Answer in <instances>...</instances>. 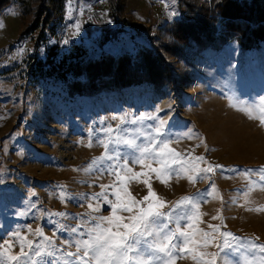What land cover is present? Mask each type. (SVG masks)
<instances>
[{
	"label": "rangeland",
	"instance_id": "obj_1",
	"mask_svg": "<svg viewBox=\"0 0 264 264\" xmlns=\"http://www.w3.org/2000/svg\"><path fill=\"white\" fill-rule=\"evenodd\" d=\"M80 1L85 0H66L56 20L55 36L36 50L32 35L20 38L29 18L20 14L16 4L0 15V264H15L4 250L19 255L23 244L28 252V241L55 252V257L32 256L35 264H50L53 259L55 264H74L65 253H75L73 241L86 235L78 237L71 229L83 225L79 232L86 234L90 216H112L110 205L118 202L117 192L119 202H127L129 194L136 201L143 200L148 195V186L143 183L146 179L166 202L163 212L185 196L206 200L199 205L201 217L194 228L211 232L208 225L219 226L212 243L199 249L215 253L216 264H264V252L252 247L264 245V211L257 210L264 208V126L259 122V106L264 101V43L249 51H242L234 42L219 51H204L194 60L190 82L181 90L163 88L159 92L144 85L90 99H68L62 81L42 83L29 77L28 64L33 56L44 58L51 45L58 46L60 55L70 52L73 45L86 49L90 58L102 53L133 55L139 46L148 45L149 39L146 33L137 36L112 19L109 7L105 25L117 30L116 37L100 48L95 40L101 26H87L77 11ZM177 2L127 0L125 14L133 22L150 26L153 36L157 29L181 17ZM162 10H171L172 15L158 22ZM170 66L177 75L176 61ZM148 116L166 122L164 131L172 141L169 147L181 154V163L187 162L185 171L162 182L156 173L130 162L133 172L146 175L117 181L104 171L109 162L99 160L105 154L98 143L105 139L101 129H115L125 119L129 123L121 125L119 135L137 137L136 130L142 133L157 123L137 120ZM133 120L137 122L131 123ZM142 142L143 137H138L137 143ZM110 152L129 156L132 149L113 143ZM145 163L161 167L155 161ZM197 165L223 167L209 173L210 179L191 182L188 177L197 175ZM100 185L109 186L108 204L93 199L102 191ZM206 191L210 193L207 197ZM89 203L94 207L99 204L101 212H92ZM116 214L131 215L123 211ZM223 232L232 233V237L222 236ZM176 264L195 261L189 254L177 259Z\"/></svg>",
	"mask_w": 264,
	"mask_h": 264
},
{
	"label": "trees",
	"instance_id": "obj_2",
	"mask_svg": "<svg viewBox=\"0 0 264 264\" xmlns=\"http://www.w3.org/2000/svg\"><path fill=\"white\" fill-rule=\"evenodd\" d=\"M110 16L137 36L146 33L148 45L138 47L135 54L116 56L102 53L87 57L86 49L73 45L60 55L57 45L46 48L44 58L33 56L28 75L34 82L62 81L68 99L94 98L103 93L120 92L133 87L150 86L181 90L189 82V69L206 50L219 51L236 43L242 51L258 49L264 43V0H178L181 17L167 23L151 36V27L133 22L125 14L127 0H105ZM66 0H0V15L12 4L29 18L23 36L32 35L34 50L55 36L56 20ZM95 40L102 48L116 37V29L99 25ZM114 31V32H112ZM176 61L178 74L170 64Z\"/></svg>",
	"mask_w": 264,
	"mask_h": 264
},
{
	"label": "snow or ice",
	"instance_id": "obj_3",
	"mask_svg": "<svg viewBox=\"0 0 264 264\" xmlns=\"http://www.w3.org/2000/svg\"><path fill=\"white\" fill-rule=\"evenodd\" d=\"M78 29V25H74ZM261 113L259 122L264 126V101L259 106ZM250 118H253L250 115ZM157 120L155 125H149L144 132L137 131V137L129 138L127 135H119L121 125L129 123L125 119H121L120 125L115 129L108 126L101 131L104 133L105 139L98 141L104 149L105 154L99 158L100 162L107 160L108 167L104 169L109 175H113L117 181L125 179L131 180L146 175L144 172H133V168L129 163L140 165L142 168H147L150 172L156 173L158 179L162 182L165 177H179L181 172L185 171V163H181L180 153L169 147L171 140L168 139L167 133L164 131L166 122L159 120L157 117H138L137 120ZM136 123V120L130 121ZM117 132V136L113 137L112 133ZM190 138L189 133H185ZM142 136L143 142L137 143V138ZM123 144L132 149L129 156L112 155L110 152L111 144ZM91 146V145H89ZM196 160H203V157H196ZM155 161L160 164V168H153L151 163L146 164L145 161ZM115 161V163H112ZM95 163V162H94ZM179 165V167H173ZM221 165H209L206 168L196 166L197 175L189 176L188 179L194 182L196 179H210L209 173H213L216 169H220ZM188 171L192 170L190 166ZM123 173V176L121 175ZM103 175V173H101ZM247 175V174H246ZM261 179L264 180V168L261 169ZM148 186V195L143 197V200L136 201L129 194L127 202L121 201L119 192L116 193L117 201L111 203L112 216L96 215L90 216L86 234L80 233L79 228L83 225L73 227L71 231L80 235H86L84 239H76L73 241L76 252H66L65 255L73 258L74 264H176L177 259L185 258L191 254V259L195 264H216V254L200 251V248L206 249L215 239L213 233L219 232V226L208 225L211 232L203 229L194 228V224L200 220L201 213L199 205L201 202L193 197H182L168 212H163L166 202L158 197L152 190L151 184L146 179L143 181ZM102 191L93 196V199L101 201L103 204H108L107 189L109 186L100 185ZM211 187L214 188V185ZM210 195L207 191L205 197ZM88 207L92 212H101V206H93L89 203ZM264 211V208L257 209ZM118 211L128 212L131 215L127 217L119 216ZM58 216H64V213H55ZM218 217H213L217 219ZM127 221V222H125ZM184 222L183 224L181 222ZM94 222V223H93ZM174 225V227L172 226ZM36 233L43 237L40 229ZM19 237V233H14ZM224 237H232V233H221ZM199 236V239H197ZM44 239H48L44 237ZM235 239V237H233ZM11 245L8 241L4 242ZM51 245V240H48ZM35 250L33 251V248ZM220 247V245H217ZM253 248L259 247L261 252H264V245H252ZM29 251H24V246L21 244V252L19 255H9L8 249L4 253L8 255L10 261L15 264H35L31 260L32 256L41 257L49 255L55 257V252L42 249L40 245H33L28 241ZM212 258L209 259L208 257ZM55 264V260L50 262ZM247 264V262H246Z\"/></svg>",
	"mask_w": 264,
	"mask_h": 264
},
{
	"label": "built area",
	"instance_id": "obj_4",
	"mask_svg": "<svg viewBox=\"0 0 264 264\" xmlns=\"http://www.w3.org/2000/svg\"><path fill=\"white\" fill-rule=\"evenodd\" d=\"M109 7L104 0H85L79 2L77 11L87 26L94 28L105 23ZM169 15H172L171 10H162L159 12L158 22L164 21Z\"/></svg>",
	"mask_w": 264,
	"mask_h": 264
},
{
	"label": "clouds",
	"instance_id": "obj_5",
	"mask_svg": "<svg viewBox=\"0 0 264 264\" xmlns=\"http://www.w3.org/2000/svg\"><path fill=\"white\" fill-rule=\"evenodd\" d=\"M105 1V0H104ZM107 2V1H106ZM108 3V2H107ZM110 6V5H109ZM107 14H108V12H107Z\"/></svg>",
	"mask_w": 264,
	"mask_h": 264
}]
</instances>
